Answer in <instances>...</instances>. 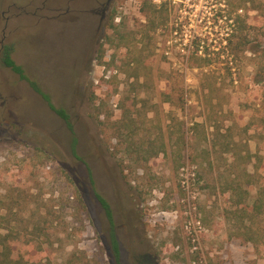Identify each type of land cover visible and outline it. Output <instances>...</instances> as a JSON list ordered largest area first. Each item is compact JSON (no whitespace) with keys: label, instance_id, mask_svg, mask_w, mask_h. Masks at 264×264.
<instances>
[{"label":"rangeland","instance_id":"rangeland-1","mask_svg":"<svg viewBox=\"0 0 264 264\" xmlns=\"http://www.w3.org/2000/svg\"><path fill=\"white\" fill-rule=\"evenodd\" d=\"M219 1L112 0L98 30L95 0H0L10 259L117 264L96 191L111 206L121 264H264V206L250 216L261 191L264 205V0ZM150 3L163 5L157 29ZM219 8L248 31L234 58ZM6 46L70 116L78 158L64 121L5 67ZM238 186L240 217L229 203Z\"/></svg>","mask_w":264,"mask_h":264},{"label":"trees","instance_id":"trees-1","mask_svg":"<svg viewBox=\"0 0 264 264\" xmlns=\"http://www.w3.org/2000/svg\"><path fill=\"white\" fill-rule=\"evenodd\" d=\"M223 1L225 0H221L217 4L222 5ZM145 5L148 6V3H145ZM157 7L158 6L152 5L150 3V11H148L146 15L147 16L146 18L148 19V24L153 25L154 29H157V27L160 24L164 25V20H161L160 18V14L162 13L161 8L163 7V5L160 6L161 8L159 9H157ZM239 10H243V8L238 7L235 13H238ZM217 12H219L218 21L222 22L224 33L225 35H227L225 38L222 39L223 42H226V45L223 46V49H224L223 53L226 54L228 57L234 58L236 56L235 53H238V52L240 53L241 51H245V49L249 45V39H248L249 35H248L247 28H245L244 21L240 18L241 17L240 15H237L236 17H234L231 14V12L222 13L223 12L222 8L217 9ZM158 21L160 23H158ZM234 39H236L235 42L233 41ZM12 53H13L12 46H6L3 49V63L5 67H7L13 73L18 75L21 80L26 81L30 85V87L42 97V99L47 103L50 109L54 111L55 114L65 122L72 136V152L74 156L77 157L78 140L75 136V132L73 129V125L71 124L70 116L64 109H58L53 106L49 95L46 94L36 82L32 81L26 75L24 69L20 65H18L12 58ZM203 60L207 61V58H204ZM87 170H88L89 177L92 179V174L88 166H87ZM232 191H233V194L230 197L231 202L229 203H231L232 207L235 206V213H237V217H238L239 215L245 214L247 210L243 202L244 201L243 193L245 191L240 186H238L237 188H234V190L232 189ZM94 192H95V197L99 201L101 207L103 208L105 216L108 220L109 228H110V242H111L112 251L116 258V263L120 264L119 244L115 236V221H114L111 206L102 195H100L96 191ZM262 197H263V191L260 192L258 198L256 199V202L253 204L251 208L250 216L257 217V215L260 214L261 209L264 206L262 204L263 199L261 201ZM7 239H8V236H2L0 234V249H1L0 250V264H22L21 261L10 259L9 257L10 256V252H9L10 245L6 243ZM248 239L249 241H253L251 240V238H248ZM3 250L4 252H2Z\"/></svg>","mask_w":264,"mask_h":264},{"label":"flooded vegetation","instance_id":"flooded-vegetation-1","mask_svg":"<svg viewBox=\"0 0 264 264\" xmlns=\"http://www.w3.org/2000/svg\"><path fill=\"white\" fill-rule=\"evenodd\" d=\"M95 3H96L95 8H93L89 12H91L94 15L99 16V19H100L99 28H98V30H99L109 20V13H110L111 5H112V0H107L106 2H103V3L95 0ZM94 197H95V192H94ZM95 199H96V197H95ZM96 201H97V204L99 205L100 209L103 210L99 201L97 199H96ZM103 212H104V210H103ZM107 222H108V220H107ZM108 225H109V223H108ZM115 236H116V239L118 241L117 234H116V226H115ZM118 244H119V241H118ZM119 251H120V244H119ZM114 258H115V256H114ZM115 260H116V258H115ZM120 260H121V251H120ZM120 264H121V262H120Z\"/></svg>","mask_w":264,"mask_h":264},{"label":"built area","instance_id":"built-area-1","mask_svg":"<svg viewBox=\"0 0 264 264\" xmlns=\"http://www.w3.org/2000/svg\"><path fill=\"white\" fill-rule=\"evenodd\" d=\"M150 1L157 4V3H162L164 0H150Z\"/></svg>","mask_w":264,"mask_h":264}]
</instances>
